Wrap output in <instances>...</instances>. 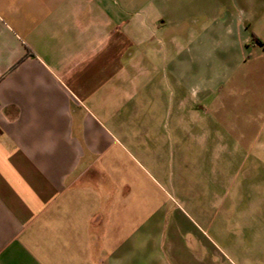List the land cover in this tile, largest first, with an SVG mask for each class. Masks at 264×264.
<instances>
[{"label":"crops","instance_id":"1","mask_svg":"<svg viewBox=\"0 0 264 264\" xmlns=\"http://www.w3.org/2000/svg\"><path fill=\"white\" fill-rule=\"evenodd\" d=\"M251 77L264 0H0V264H208L162 166L254 117Z\"/></svg>","mask_w":264,"mask_h":264},{"label":"rangeland","instance_id":"2","mask_svg":"<svg viewBox=\"0 0 264 264\" xmlns=\"http://www.w3.org/2000/svg\"><path fill=\"white\" fill-rule=\"evenodd\" d=\"M246 83L244 99L259 110L254 117L222 119L219 133L200 135L203 148L196 144L197 135L179 133V145L189 142V147L178 149L176 159L162 166L168 179L178 177L179 187L183 175L193 180L198 198L188 197L186 207L194 218L192 203L200 198L210 223L208 238L217 244L210 246L208 264H264V80L251 77ZM246 123L249 131L241 137L239 127Z\"/></svg>","mask_w":264,"mask_h":264}]
</instances>
